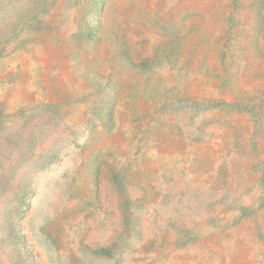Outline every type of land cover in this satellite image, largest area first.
<instances>
[{
    "label": "rangeland",
    "instance_id": "obj_1",
    "mask_svg": "<svg viewBox=\"0 0 264 264\" xmlns=\"http://www.w3.org/2000/svg\"><path fill=\"white\" fill-rule=\"evenodd\" d=\"M0 264H264V0H0Z\"/></svg>",
    "mask_w": 264,
    "mask_h": 264
},
{
    "label": "trees",
    "instance_id": "obj_2",
    "mask_svg": "<svg viewBox=\"0 0 264 264\" xmlns=\"http://www.w3.org/2000/svg\"><path fill=\"white\" fill-rule=\"evenodd\" d=\"M98 253L101 255H108L110 252L106 251V250H100V251H98Z\"/></svg>",
    "mask_w": 264,
    "mask_h": 264
}]
</instances>
